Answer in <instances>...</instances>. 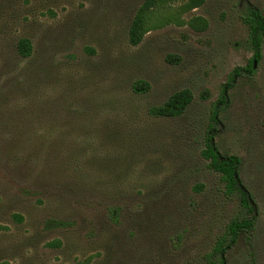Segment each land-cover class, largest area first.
Wrapping results in <instances>:
<instances>
[{
  "label": "rangeland",
  "instance_id": "1",
  "mask_svg": "<svg viewBox=\"0 0 264 264\" xmlns=\"http://www.w3.org/2000/svg\"><path fill=\"white\" fill-rule=\"evenodd\" d=\"M245 14V0H0V264H206L243 215L200 155L223 89L214 140L259 210L224 264H264V41L230 81L252 58ZM182 89L180 116L148 113Z\"/></svg>",
  "mask_w": 264,
  "mask_h": 264
},
{
  "label": "trees",
  "instance_id": "2",
  "mask_svg": "<svg viewBox=\"0 0 264 264\" xmlns=\"http://www.w3.org/2000/svg\"><path fill=\"white\" fill-rule=\"evenodd\" d=\"M204 0H188L191 9L200 6ZM246 14L243 22L248 30V38L252 50V58L248 60L246 66L235 68L230 81L240 72L248 76L254 74V63L261 59V48L264 41V15L261 10L245 0ZM149 5H147L148 7ZM143 34V25L140 18H136L129 31V41L136 45L140 42ZM19 51L27 56L30 52V42L27 39H21L18 43ZM133 90L143 93L148 90L146 82L138 81L133 84ZM225 90H222L220 97L211 111L210 124L204 132V147L200 155L207 161V167L218 173L223 182L224 193L227 196H235L243 210V215L230 221L224 234L216 241L212 252L206 254V264H224V255L228 247L234 245L240 234L245 235V241L250 243L254 233L255 226L259 217L258 205L252 192L244 185L240 179L239 170L241 160L238 156L220 152L215 143L216 124L218 123L219 106L225 104L227 98ZM193 99L192 92L188 89H182L171 94L162 104L152 106L148 113L156 118H174L180 116L191 103ZM113 211V210H112ZM60 224V223H58Z\"/></svg>",
  "mask_w": 264,
  "mask_h": 264
},
{
  "label": "water",
  "instance_id": "3",
  "mask_svg": "<svg viewBox=\"0 0 264 264\" xmlns=\"http://www.w3.org/2000/svg\"><path fill=\"white\" fill-rule=\"evenodd\" d=\"M254 67H255V63H254Z\"/></svg>",
  "mask_w": 264,
  "mask_h": 264
}]
</instances>
